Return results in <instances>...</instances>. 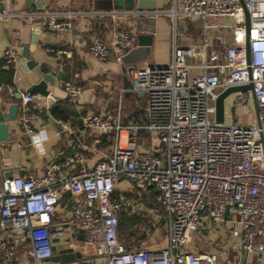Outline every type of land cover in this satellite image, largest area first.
<instances>
[{"label":"built area","instance_id":"built-area-1","mask_svg":"<svg viewBox=\"0 0 264 264\" xmlns=\"http://www.w3.org/2000/svg\"><path fill=\"white\" fill-rule=\"evenodd\" d=\"M244 1L251 22L249 64L240 0H175L171 13L176 22H199L203 36L193 44L175 43L166 65L138 63L130 68L133 91L147 98L148 122L123 124L121 104L117 114L89 110L81 117L85 127L113 133L108 157L87 166L86 154L77 151L50 162L43 173L0 180V264H16L26 242L34 264H50L58 241L76 232L84 233V243L95 248L100 264H219L214 253L191 247L204 222L230 232L242 250L255 257L252 264H264V0ZM10 15L7 9L0 11L1 17ZM47 28L70 33L72 14H50ZM217 29H229L234 36L233 43L222 42L223 52L213 50ZM135 42L132 29L123 27L115 31L111 43L95 36L89 52L104 61L112 49L124 53ZM4 59L15 72L19 69L16 47L9 45ZM249 82L253 91H238L228 99L238 109L254 95L256 121H227L226 105L225 120L217 121L218 95ZM63 87L69 100L79 105L84 87L72 80L64 81ZM48 112L34 95L22 94L18 122L35 144L40 143L41 132L34 123ZM142 130L149 132V146L141 140ZM67 168L75 171L64 174ZM124 180L140 192L155 190L165 215L133 195L115 198L117 185ZM69 194L73 205L64 212L62 200ZM120 213L165 218L167 244L128 248L119 239Z\"/></svg>","mask_w":264,"mask_h":264},{"label":"crops","instance_id":"crops-1","mask_svg":"<svg viewBox=\"0 0 264 264\" xmlns=\"http://www.w3.org/2000/svg\"><path fill=\"white\" fill-rule=\"evenodd\" d=\"M3 1L0 0V11L7 9L12 14L0 16V61L4 60L3 67L10 69L4 59V51L9 45H12L19 52L20 62L24 60L23 53L29 52L36 61L40 62L42 70L55 75L62 70L64 74L61 80L57 79L54 86H50L55 97H43L39 100L48 106L49 111L34 123L36 131L41 132L39 144H35L29 134L21 129L18 118L9 122L10 137L0 140V180L9 177V174L13 176L25 173H43L50 162L64 160L77 151L86 154L87 166H93L96 162L108 157L112 152L113 142L105 145L102 142V136L113 133L102 134L85 127L81 121L82 115L89 110H104L117 114L120 104L122 108L128 102L135 103L136 106H141V104L139 100L132 101L128 97L130 93L137 92L133 91L130 66L124 65L119 60V55L121 56L125 52L121 53L119 50L112 49L109 57L102 61L90 54L89 46L95 36L111 43L115 31L123 27L132 29L136 45L139 25L133 11L98 10L94 8L93 0H40L42 1L41 6H38V0H8L6 5ZM143 5H156L154 10H144L148 11L146 17L155 18L153 25L155 32L153 33L152 55L139 64L166 65L171 61L175 43L189 45L202 38L203 30L199 22L190 21L200 25L201 35L197 29H191L190 23H187L189 21L179 19L176 22L171 13L175 0H144ZM52 13L64 16L72 14L74 22L72 31L64 34L50 31L47 28V19ZM145 27L151 29L152 23ZM35 33V42H33ZM213 38V50L219 52H223L226 47L222 43L223 41L226 44L234 42L233 33L229 29L214 30ZM36 77L35 69H18L14 74V86L0 85L1 100L6 103L18 102L20 110L22 98L17 99L15 94L17 92L26 93L27 87L35 81ZM66 80H72L84 87V96L79 105H75L69 100L63 87ZM138 94L140 98L145 97L141 93ZM144 102L148 108L146 97ZM231 102L232 98L227 102L230 112L236 109L231 106ZM248 104L253 105L255 109L252 121L255 122L256 108L253 96L249 97ZM54 106L65 110L69 114V119L65 120L53 115L51 110ZM126 116L127 112L121 113L123 124L134 123L132 120L126 122ZM50 118L60 124L62 130L58 129ZM74 171V168H67L64 174H71ZM117 192L119 196L131 192L142 194L129 180H124L117 185ZM137 199L149 207L141 197ZM62 206L65 212L68 205L62 204ZM80 234L83 235L82 239L79 238ZM211 239L215 245L210 247L208 240ZM84 240V233L76 232L71 237L58 241L54 257L61 249L72 248L81 252L82 259L70 264H100V258L96 254L95 248L86 245ZM196 240H207L206 243L209 247L204 248L203 243L200 245ZM166 244V229L163 233L156 232L140 238V247L157 248ZM191 247L198 252L214 253L219 264H231L237 260H242L245 264H252L255 258L254 256L247 260L240 258L239 241L233 238L230 232L219 229L217 223L204 222L196 231ZM25 249V245L20 249L16 264H34L29 250ZM54 257L50 264H62L55 262Z\"/></svg>","mask_w":264,"mask_h":264},{"label":"water","instance_id":"water-1","mask_svg":"<svg viewBox=\"0 0 264 264\" xmlns=\"http://www.w3.org/2000/svg\"><path fill=\"white\" fill-rule=\"evenodd\" d=\"M245 14V25H246V38H245V47L247 50V60L248 64L250 63V11L244 0H240ZM42 1L38 0V6H41ZM94 8L98 10H130V11H142L145 9L156 8L154 6H145L144 0H93ZM139 25V33L137 35V44L129 49L127 52L121 55V61L124 65H129L130 68L133 65L138 64L141 61L148 59L152 55L153 50V41H154V21L155 18H149L142 14H135ZM152 23L151 29H146V25ZM36 33L34 34L33 42H35ZM24 60L19 63L20 70H36L37 77L33 83L29 85L26 89V93L34 95L36 100H41L43 97L54 98L55 95L50 89V86H54L56 80H61L64 71L60 70L57 74H53L49 71H44L41 68L40 62L36 61L31 53H23ZM253 91V83L249 82L247 84L230 86L224 89L216 99V119L219 122L225 120V105L226 100L235 92L238 91ZM17 99L22 98V94L17 92L15 94ZM253 100L255 103L256 113H258V103L253 95ZM19 103L11 102L6 103L0 98V140H5L10 137L9 122L15 120L18 116ZM52 122L55 123L58 129L62 130V126L54 121L53 118H50ZM12 175L9 174V177ZM57 241V240H56Z\"/></svg>","mask_w":264,"mask_h":264},{"label":"trees","instance_id":"trees-1","mask_svg":"<svg viewBox=\"0 0 264 264\" xmlns=\"http://www.w3.org/2000/svg\"><path fill=\"white\" fill-rule=\"evenodd\" d=\"M190 23L191 29H197L198 33L201 35V28L198 23ZM4 60L0 61V85L7 87V86H14V74L15 71L13 69H5L3 67ZM129 100L135 101L139 100V103L141 106H136L135 103H129L124 104V107L122 108V113L127 112V116L125 118V121L132 120L134 123L139 124H146L148 122L147 118V107L145 105V97L140 98L138 93H130L128 95ZM144 99V101H143ZM52 114L60 117L62 119L68 120L69 114L65 112V110L59 109L57 106H54L51 110ZM141 140H145V144L149 146V132L147 130L141 131ZM102 142L105 145L112 144L113 142V134H104L102 136ZM128 195H133L137 198H140L150 207L154 208L155 211L161 215H165V209L164 207L157 201L156 199V192L155 190H151V192L148 191H142L141 195H138L136 192L128 193ZM114 197L118 198V192L114 193ZM71 195L65 196V198L62 200L63 205H68L67 207H70L73 205V201L70 200ZM67 203V204H66ZM165 218L162 220L156 221L154 219V216H148V217H140V216H128L126 213H120L119 214V224H118V233H119V239L121 242H123L128 248H139L140 247V238L147 234H155L156 232L163 233L165 231ZM79 238L82 239L83 235L80 234ZM25 248L29 250V242L25 243ZM82 259V254L80 251H75L72 248L67 249H61L56 253V256L54 257L55 262H60L62 264H70L72 262H77Z\"/></svg>","mask_w":264,"mask_h":264},{"label":"rangeland","instance_id":"rangeland-1","mask_svg":"<svg viewBox=\"0 0 264 264\" xmlns=\"http://www.w3.org/2000/svg\"><path fill=\"white\" fill-rule=\"evenodd\" d=\"M229 100L230 99H228L227 102H229ZM226 107H228L227 104H226ZM227 110H228V108H227ZM254 111H255V109H254L253 105H251V104H248V106L244 105L241 109H234L231 112H230V110H228L227 111V115H226V120L227 121H230V119L231 120L233 119L237 123H245V124H248V123H251L253 121V112ZM122 141H125V136L124 135L122 137ZM67 241H69V240H67ZM206 241L207 240H205V241H197V242L200 245L203 243L204 248H206V249H207V247H209V245H210V247L215 245L213 239L208 240V241H210L209 245H208V243H206ZM239 249L240 250H238V253H239V257L240 258H242L244 260H247V259H249V257H251L245 251H243L242 248H239ZM25 250L27 251V249H25ZM78 250H80V249H78Z\"/></svg>","mask_w":264,"mask_h":264}]
</instances>
